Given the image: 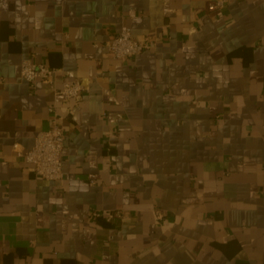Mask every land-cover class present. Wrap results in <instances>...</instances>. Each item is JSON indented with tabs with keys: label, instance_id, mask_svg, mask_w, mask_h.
<instances>
[{
	"label": "crops",
	"instance_id": "crops-1",
	"mask_svg": "<svg viewBox=\"0 0 264 264\" xmlns=\"http://www.w3.org/2000/svg\"><path fill=\"white\" fill-rule=\"evenodd\" d=\"M211 1L0 0V264H264V0ZM123 25L156 47L112 57ZM50 105L58 181L18 154Z\"/></svg>",
	"mask_w": 264,
	"mask_h": 264
},
{
	"label": "built area",
	"instance_id": "built-area-1",
	"mask_svg": "<svg viewBox=\"0 0 264 264\" xmlns=\"http://www.w3.org/2000/svg\"><path fill=\"white\" fill-rule=\"evenodd\" d=\"M229 0H215L207 5L209 12L223 10ZM112 57L116 59L132 58L144 51L156 47V40L150 36L136 38L132 29L123 25L121 29L105 43ZM60 70L42 63H36L32 58L22 61L21 77L27 82H34L42 79L49 84H55L56 75ZM86 91L85 85L80 79H69L56 89L57 96L65 100L77 99ZM49 127L42 131L36 138L33 147L27 151L18 150L19 156L23 157L25 163L33 167L35 175L47 180L58 181L64 176L63 171V150L66 141L64 128L59 123L56 107L49 106ZM17 147L18 144H15ZM120 211H114L110 218L117 217ZM96 217L101 216L97 210L93 211ZM163 214L158 212V218Z\"/></svg>",
	"mask_w": 264,
	"mask_h": 264
}]
</instances>
